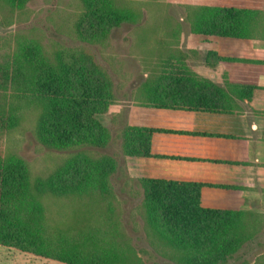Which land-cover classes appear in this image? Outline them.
<instances>
[{"label":"trees","instance_id":"obj_1","mask_svg":"<svg viewBox=\"0 0 264 264\" xmlns=\"http://www.w3.org/2000/svg\"><path fill=\"white\" fill-rule=\"evenodd\" d=\"M31 1L0 0V6L18 11ZM78 1L81 9L73 30L81 43L103 44L113 28L139 18L114 0ZM183 1L190 28L188 51L200 49L204 65L220 67L222 84L194 72L179 50L161 54L137 92L138 109L121 130L124 156L205 161V136L192 130V115L243 112L257 76L264 74V62L217 53L221 38L255 35L262 0ZM84 50L61 47L49 57L35 45L18 43L0 57V138L17 127L25 110H32L35 139L46 149L65 152L109 144L111 132L100 116L114 105L112 79ZM117 170L118 162L110 155L74 151L46 177L32 181L25 160L0 153V245L64 264H144L140 253L147 252L125 235L109 203L104 211L84 214L83 202L70 221L57 226L41 201L47 196L110 200V179ZM141 186L147 243L170 264L237 262L240 250L260 232L252 225L259 216L203 208L201 191L207 185L151 178Z\"/></svg>","mask_w":264,"mask_h":264},{"label":"rangeland","instance_id":"obj_2","mask_svg":"<svg viewBox=\"0 0 264 264\" xmlns=\"http://www.w3.org/2000/svg\"><path fill=\"white\" fill-rule=\"evenodd\" d=\"M119 8L128 9L137 15L134 24L122 23L113 28L103 44L81 43L75 36L73 24L80 13L78 0H33L18 11L0 6V57L15 49L18 43L32 44L51 57L61 48L66 51L84 50L96 64L109 73L114 89L112 110L100 116L102 124L111 132V140L105 148H76L56 152L41 146L34 136L36 112L25 110L17 127L0 138V153L15 154L28 164L31 180L50 174L59 164L74 153L84 151L91 156L110 155L118 162V170L110 179L112 199L96 196V201L71 200L67 198L43 197L42 204L55 225L62 226L72 219L74 212L82 207L85 211H104L107 203L125 235L140 253L144 264H170L154 254L146 239L141 204L143 189L141 181L151 178L177 179L183 164L159 159H144L124 156L121 153V130L130 123L138 109L137 92L155 67L159 56L171 50L187 55L188 66L196 73L221 85V71L204 65V52L188 51L189 23L186 1L180 0H114ZM220 82V83H217ZM70 153V154H69ZM180 166V167H179ZM180 168V169H178ZM238 208V209H237ZM234 206L229 212H243L259 216L260 228L257 238L246 244L238 253L237 262L229 264H260L264 261V201L253 203L249 209ZM219 210V209H218ZM221 210V209H220ZM243 210V211H241ZM246 211V212H244ZM259 212V213H258ZM262 214V215H260ZM262 220V221H261ZM261 221V224H259ZM0 264H64L30 253L0 245Z\"/></svg>","mask_w":264,"mask_h":264},{"label":"crops","instance_id":"obj_3","mask_svg":"<svg viewBox=\"0 0 264 264\" xmlns=\"http://www.w3.org/2000/svg\"><path fill=\"white\" fill-rule=\"evenodd\" d=\"M260 9L262 15L254 21L255 35L248 39L221 38L217 43L219 56L264 62V0ZM216 71L221 68L216 67ZM191 126L205 136V161H174L183 164V169L177 173L179 178L167 180L207 185L201 191L203 208L240 206L246 210L264 201V74L257 76L246 110L239 114L196 112Z\"/></svg>","mask_w":264,"mask_h":264}]
</instances>
